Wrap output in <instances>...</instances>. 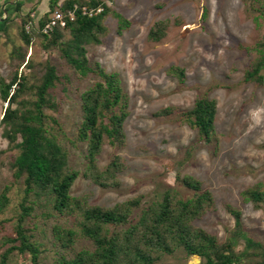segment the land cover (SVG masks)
I'll use <instances>...</instances> for the list:
<instances>
[{
    "label": "rangeland",
    "instance_id": "obj_1",
    "mask_svg": "<svg viewBox=\"0 0 264 264\" xmlns=\"http://www.w3.org/2000/svg\"><path fill=\"white\" fill-rule=\"evenodd\" d=\"M50 0H0V16H6V2L21 3L12 10L5 32H0V77L8 81L16 69L11 59L13 47H23L30 66L19 67L29 84L41 75L42 66L51 59L58 73L68 76V86L54 91L60 101L56 117L65 133L73 138L81 121L80 94L96 80L93 75L80 77L68 67L57 52L45 49L41 37L33 36L26 47L18 34L21 19L27 15L33 24L50 15ZM66 0H58L57 7ZM122 15L129 26L117 31V20L107 16V28L99 44L85 45L91 63H99L106 72L118 75L128 95V115L123 122L124 143L111 146L107 140L96 157L103 169L118 155L124 169L118 174L117 187H99L81 173L84 170L85 145L63 141L70 166L79 171L70 189L73 196L86 195L92 205L111 207L127 199L142 196L150 201L164 186H172L183 197L191 194L175 180L177 173L191 175L213 197L214 207L194 222L195 226L223 242L234 227L228 204L241 214L245 234L264 240V204L254 208L243 200L241 192L256 183L264 184V78L262 83L244 82V71L255 59L250 48L264 33V20L242 0H103ZM167 21L165 36L159 41L147 39L150 28ZM171 67L183 70L179 80ZM205 94L216 103L214 130L217 143H205L195 129L183 122L178 112L193 107L195 99ZM32 98V92L22 96ZM6 103L0 98V118ZM15 107V105H13ZM169 108L171 112H165ZM0 126V191L12 180L10 162L17 150H9ZM9 202L0 213V238L12 234L21 187L14 183ZM138 211H135L136 216ZM46 221H41L36 238L42 243L39 264H51L57 248L51 244ZM242 238L236 241L241 250ZM90 247L78 240L74 250ZM1 252V250H0ZM60 252H63L60 250ZM197 256L178 250L155 264H199ZM7 264H30L28 255L13 252Z\"/></svg>",
    "mask_w": 264,
    "mask_h": 264
},
{
    "label": "trees",
    "instance_id": "obj_2",
    "mask_svg": "<svg viewBox=\"0 0 264 264\" xmlns=\"http://www.w3.org/2000/svg\"><path fill=\"white\" fill-rule=\"evenodd\" d=\"M57 1H49L50 14L55 9L64 11L76 5L72 19L65 17L64 26L57 24L43 33L41 28L49 15L44 14L36 27L27 15L21 19L19 37L26 47L30 46L33 36L41 37L43 48L55 50L77 75H93L96 80L80 94L81 121L70 138L56 117L60 101L54 93L59 85L62 90L67 88L68 76L58 73L56 64L47 59L41 75L29 84L26 75L18 72L20 66H30L24 49L12 48L10 57L17 66L8 81L0 77V98L6 103L0 126L8 149L18 152L9 163L12 180L0 191V213L8 205V193L14 183L20 184L21 198L12 234L0 238V264H7L13 252L28 255L30 264H39L42 243L38 242L36 231L41 221L47 222L51 244L57 248L51 264H155L178 250L186 256L199 257V264H264V240L246 236L241 214L234 207L225 205L233 217L234 227L223 242L195 226L196 220L213 209L214 200L191 175L177 173L175 176L178 183L191 191L189 196L183 197L177 189L166 185L145 204L138 195L111 207H102L90 204L86 195L70 194L80 172L70 166L63 141L85 145L81 173L85 178L103 188L119 185L118 174L125 167L121 158L112 156L101 169L96 157L105 140L111 146L124 143L122 126L128 115V95L115 72H106L99 63L89 61L85 45L100 43L101 36L107 32L103 25L107 16L116 18L118 32L127 28L129 21L103 0H66L58 7ZM242 1L251 6L257 18L264 20V0ZM20 4L15 2L3 8L6 16H0V32H5L9 15L12 10L18 11ZM81 7L101 10L88 16L81 13ZM167 24V21L156 22L147 39L152 42L162 39ZM250 49L256 52V57L244 71L242 80L260 84L264 78V33ZM170 72L183 79L182 69L171 67ZM29 91L32 98H23ZM215 113V101L203 94L195 99L191 109L178 112V116L196 130L200 140L217 143ZM241 196L254 208H261L264 184L246 188ZM135 211H138L136 216ZM4 222L0 221V227ZM239 238L244 244L241 250H236ZM80 239L87 240L90 247L74 250Z\"/></svg>",
    "mask_w": 264,
    "mask_h": 264
},
{
    "label": "built area",
    "instance_id": "obj_3",
    "mask_svg": "<svg viewBox=\"0 0 264 264\" xmlns=\"http://www.w3.org/2000/svg\"><path fill=\"white\" fill-rule=\"evenodd\" d=\"M77 9L76 5H73L72 9H65L64 11H61L59 9H55L48 17L47 22L43 25L41 28V31L43 33H46L50 28H52L55 25L64 26L65 25V17H68L72 19L74 17V11ZM81 13L86 14L88 16L98 13L101 8H87V7H81ZM25 28L28 30L29 25L27 24Z\"/></svg>",
    "mask_w": 264,
    "mask_h": 264
},
{
    "label": "crops",
    "instance_id": "obj_4",
    "mask_svg": "<svg viewBox=\"0 0 264 264\" xmlns=\"http://www.w3.org/2000/svg\"><path fill=\"white\" fill-rule=\"evenodd\" d=\"M6 3H7V5H9V4H13V3H15V2H9V3H8V2H6Z\"/></svg>",
    "mask_w": 264,
    "mask_h": 264
}]
</instances>
